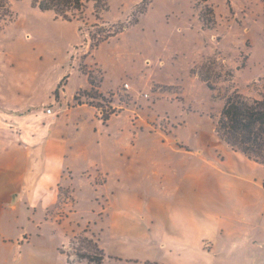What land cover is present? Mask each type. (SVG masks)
<instances>
[{"label":"rangeland","instance_id":"1","mask_svg":"<svg viewBox=\"0 0 264 264\" xmlns=\"http://www.w3.org/2000/svg\"><path fill=\"white\" fill-rule=\"evenodd\" d=\"M142 1L108 0L101 19L91 2L68 21L30 0H9L0 21L4 97L31 98L29 107L43 113L52 107L49 115L63 118L60 98L41 104L51 85L69 75L62 106L84 104L61 122L82 155L74 186L65 187L57 206L60 243L45 240L50 263L69 264L63 248L72 264H89L79 255L96 253L87 236L105 250L104 264H251L239 250L188 255L171 252L163 240L169 185L189 171H214L203 157L216 156V141H224L217 124L227 99L237 92L264 96V0H151L136 13ZM122 21L132 25L94 46L91 35ZM82 70L92 74L95 90L84 89ZM84 171L93 186L81 178ZM68 210L79 221L69 225ZM253 216L264 231V208ZM259 260L252 264H264Z\"/></svg>","mask_w":264,"mask_h":264},{"label":"crops","instance_id":"2","mask_svg":"<svg viewBox=\"0 0 264 264\" xmlns=\"http://www.w3.org/2000/svg\"><path fill=\"white\" fill-rule=\"evenodd\" d=\"M57 85V81L51 85L41 105L54 100ZM88 88L90 84L84 89ZM64 91L57 103L69 118L84 104L63 107ZM31 100L22 96L12 100L0 93V264H51L45 240L50 236L55 246L60 243L62 209L57 206L65 187L74 186L75 163L82 155L74 136L61 126L64 117L29 107ZM215 152L211 159L203 157L204 166H212L213 172L189 171L169 185L171 217L165 247L188 255L239 250L251 264L257 263L264 259V231L253 215L264 208L260 202L264 166L221 140L216 141ZM86 171L81 178L93 186ZM155 204L165 208L160 201ZM68 212L69 225L79 221Z\"/></svg>","mask_w":264,"mask_h":264},{"label":"trees","instance_id":"3","mask_svg":"<svg viewBox=\"0 0 264 264\" xmlns=\"http://www.w3.org/2000/svg\"><path fill=\"white\" fill-rule=\"evenodd\" d=\"M32 7L41 11H52L63 19L72 21L84 14L89 3H93V9L97 19H101V12L108 7V0H30ZM151 0H143L142 5L137 9L136 13H143ZM9 13V0H0V21ZM96 25H99L97 23ZM132 25V21L119 22L112 27H108L98 34L91 35L94 46H98L100 42L122 32ZM103 33L101 34V32ZM87 76L90 84V90L96 89V83L91 73L82 70ZM69 75H65L58 83L54 97L59 100V89H65ZM208 82V79H204ZM64 82V83H62ZM210 89H213L209 85ZM79 92V91H78ZM78 92L75 99L79 101ZM103 121H108L110 115L103 112ZM217 130L220 138L224 140L233 150L241 152L246 157L254 160L264 166V96L263 98L247 99L240 93L230 96L224 104L218 119ZM85 240L94 245L95 254L80 253L83 258H87L89 264H104L106 258L105 250L98 244L94 238L84 237ZM61 253L67 255L69 264L71 263L69 254L60 248Z\"/></svg>","mask_w":264,"mask_h":264},{"label":"built area","instance_id":"4","mask_svg":"<svg viewBox=\"0 0 264 264\" xmlns=\"http://www.w3.org/2000/svg\"><path fill=\"white\" fill-rule=\"evenodd\" d=\"M125 86H129V85L126 84ZM46 113H47V114H52V113H53V109H52V107H48Z\"/></svg>","mask_w":264,"mask_h":264}]
</instances>
